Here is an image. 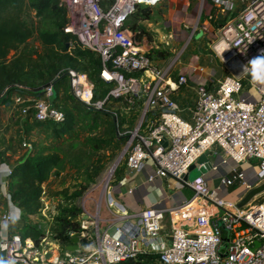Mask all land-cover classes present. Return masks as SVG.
Segmentation results:
<instances>
[{"label":"built area","instance_id":"2783aa9c","mask_svg":"<svg viewBox=\"0 0 264 264\" xmlns=\"http://www.w3.org/2000/svg\"><path fill=\"white\" fill-rule=\"evenodd\" d=\"M60 1L68 11L64 32L100 57L99 77L109 85L102 98L94 99V84L87 75L67 69L65 77L72 97L89 109H110L113 116L136 115L131 128L124 125L118 131L115 123L118 135L125 139L122 158L129 170L139 171L150 160L156 176L184 180L182 176L193 164L199 169L217 168L209 159L197 163L214 147L221 152V164L233 165L228 174L218 178L216 186L204 173L184 180L191 195L178 208L192 210L194 225L173 227L170 243L155 246L158 264H264V202L251 205L254 196L243 207H237L250 189L264 181V84L254 86L255 99L241 94L243 75L248 72L245 69L251 68L249 61L264 55V0H239L237 17L221 28L215 41V56L231 74L213 80L210 72L198 65L194 71L206 77L196 82L186 72L173 77L174 60L155 58L151 52L159 48L144 37L137 39L135 32L124 26L135 7L145 4L141 0H112L105 6L102 0ZM228 3L224 1L226 7L232 4ZM178 94L183 97L182 104ZM54 95L50 84L42 97L15 94L12 103L22 115L32 108L36 121L61 122L64 113L53 105ZM113 99L120 104L113 106ZM251 160L256 162L255 184L249 182L241 167ZM11 169L0 163L6 176ZM234 185L240 190L235 199L221 196L222 190ZM2 196L16 211L14 215L3 214L2 219L10 220L20 213L21 218L23 212L12 201L7 184H3ZM167 211L162 207L145 208L136 214L139 223L117 236L100 225L98 212L83 209L77 219L76 251L64 248L68 238L52 242L45 235L37 245L18 230L0 238V250L4 252L2 257L15 259L16 264H113L144 251L138 247L140 241H157ZM84 214L88 216L83 218ZM47 233L54 235L49 230Z\"/></svg>","mask_w":264,"mask_h":264},{"label":"trees","instance_id":"16d2710c","mask_svg":"<svg viewBox=\"0 0 264 264\" xmlns=\"http://www.w3.org/2000/svg\"><path fill=\"white\" fill-rule=\"evenodd\" d=\"M108 1L110 3L112 0H102L101 4L105 6ZM153 13V6L138 4L127 16L124 26L135 32L136 38L140 39L146 33L141 22L149 20ZM67 22L68 11L60 0H0V105L11 103L15 94L40 98L44 95L45 87L52 84L55 91L52 103L63 111L64 119L61 122H52L36 121L32 118L33 126L49 130L51 136L58 139L73 132L77 125V112H85L92 115V120L108 124V143L119 144L124 138L118 135L116 127L118 131H121L124 125L131 128L136 120L135 114L129 113L123 117L118 113L113 116L110 109L92 111L71 94L66 98L67 103L58 102L57 92L65 77L55 80L60 71L67 69L87 75L94 84V99L102 98L109 89V85L99 77L102 67L100 57L91 49L80 45L73 35L64 32L63 28ZM29 42L38 44L32 53L26 50ZM151 53L158 59H165L170 55V51L166 49H153ZM99 87H103L100 94L97 91ZM118 104V99L112 100L113 106ZM31 114L32 108H29L27 115ZM64 165L65 160L60 153L51 151L47 146L35 145L14 162L10 174L7 175V188L12 201L21 208L25 216H41L43 197L46 194L44 184L53 172L58 173ZM92 181L90 176L70 193L68 189L50 192L51 195H58L62 199L58 214L54 216L49 228L55 239H67L70 232L79 231V223L75 217L82 209L76 204V200ZM18 231L23 238H31L37 245L45 236L39 220L28 221ZM158 256L156 251L144 250L135 258H127L113 264H158Z\"/></svg>","mask_w":264,"mask_h":264},{"label":"crops","instance_id":"0c3cea01","mask_svg":"<svg viewBox=\"0 0 264 264\" xmlns=\"http://www.w3.org/2000/svg\"><path fill=\"white\" fill-rule=\"evenodd\" d=\"M175 1L177 2V0H166V2H169V5H173ZM224 1L225 0H219V2L218 0H179L181 8L184 10L182 12L184 18L182 25L185 28L191 24H196L198 26L195 32V35H197L195 38L198 39V42L202 41L204 38L215 42L221 28L231 23L237 17L241 8V2L239 0H227L229 3L232 2V4L230 7H226ZM190 2L193 3L190 4ZM190 5L193 6L190 8ZM177 6L176 4V7ZM149 43L153 45L152 42ZM207 63L208 65L206 64L207 66H204V68L210 72L211 79L213 80H219L231 74L221 63L220 68L215 65L213 68L212 65L214 60L211 57L207 58ZM183 67L181 66L180 68L184 69ZM181 69L180 71H182ZM192 72L189 74V78L192 82L202 80L206 77L205 74L200 75L198 72ZM257 84H259V82L254 83L252 81L249 70L243 75L241 94L255 99L257 94L254 86ZM177 98L179 100L182 96L178 94ZM16 118L18 124L16 123ZM26 120V115L20 114L12 102L7 105H0L1 164L4 163L12 168L15 162L10 158L11 153L16 154L13 153L15 141H19L16 130H13L15 123L18 129L21 130V145H27L23 138V124H25ZM207 158L212 164L216 165L217 168L215 170H210L208 168L201 169V173L205 174L212 186H216L218 184V178L224 174H228L233 165L231 163H220L221 152L217 147L212 148ZM249 163H251V165ZM243 166L247 179L249 182L255 184L257 182L256 162L250 161ZM6 179L7 176L0 170V238L3 236H10L15 230L23 228L28 221L35 222L38 219L37 216L27 217L23 213L18 221L23 222V226H17V224L13 226L15 218L10 220L2 219V215L5 213L10 212L12 215L16 214L15 208L2 196L3 184H7ZM184 180H177L171 176H156L154 164L150 160H147L143 168L139 171L129 170L123 162L116 169L111 184L105 193L104 202H102L98 210H96L100 217V225L102 227H108L114 235L118 236L122 233L130 232L131 229L139 223L136 215L139 211L148 207L166 208L169 211L165 214V219L163 221L164 229L159 239L150 244H145L140 241L138 247L145 251H154L155 246L159 244V242L163 245H168L170 243V231L173 227L180 226L189 228L194 225V221L190 217L192 210L190 211L189 208H178L182 202L191 195V193H188L191 192V189ZM229 188L232 189L229 191ZM229 188L222 190V195L229 199H235L240 193L238 185L230 186ZM45 196L47 195L45 194ZM45 196L41 215H44L46 221L51 224L54 216L58 214V206L62 202V199L58 195H51L48 197V202H46ZM81 209L90 212L82 205ZM46 211L48 212L46 213ZM78 217L79 215L75 217V220H77ZM63 243L64 242H62V244ZM0 256H3L2 250H0Z\"/></svg>","mask_w":264,"mask_h":264},{"label":"rangeland","instance_id":"374dc122","mask_svg":"<svg viewBox=\"0 0 264 264\" xmlns=\"http://www.w3.org/2000/svg\"><path fill=\"white\" fill-rule=\"evenodd\" d=\"M169 2L164 0L153 6L154 13L152 17L149 20L142 21L141 24L146 32L142 37L152 42L154 47L170 51V55L165 58V61L174 60L175 68L171 75L175 77L178 72L184 71L189 76L192 71L195 72L193 67H197L198 65L206 67L208 65L207 58L210 57L214 60L212 67L214 68L216 66L220 68L221 64L216 58L213 49L215 42L206 38L198 42V39L195 38L197 36L195 32L198 26L196 24H191L185 28L182 25L184 19L182 12L184 10L181 8L179 0H177V2L175 1L173 5H171V2L169 5ZM192 3L193 2H190V4ZM176 4L178 5L177 7ZM192 6L193 5H190V8ZM37 46V42H29L26 46V50L32 53ZM181 66H184V69H181ZM179 68L182 71H180ZM97 91L98 94L102 93L103 87L97 88ZM69 94H71L70 85L67 77H65V81L59 85L57 92L59 104L67 103L68 100L66 98ZM182 99L183 97L178 100L181 104L183 103ZM184 114L187 115L186 113ZM91 116L92 115L88 113L78 111L77 125L73 132L66 133L56 139L51 136L49 130L33 126L32 114H26L27 124H23V138L24 142L27 144L26 146L21 145V130L17 127L18 121L16 118L17 124H14L13 130H16L19 141H15L13 153L16 154L11 153L10 158L12 161L18 160L24 156L33 145L37 147L47 146L51 151L60 153L64 157L65 165L63 169L59 170V172L57 171L58 173L53 172L46 182V202H48V197L51 196V191L68 189L70 193L75 190L81 182L87 181L91 176L93 181L76 200V204L80 207L82 205L91 213H95L100 204L104 202L105 193L111 184L116 169L123 163L122 153L125 139L119 144H115V142L109 144V137L106 133L108 124L100 120L94 121L91 119ZM123 117H126V114H124ZM118 159V164L113 168ZM252 161L254 160H251V162ZM249 164L251 165V163ZM96 172H98V175L95 176ZM200 173L201 169L196 166L189 171L188 180H193V178L200 175ZM231 189L232 188H229L228 190L230 191ZM188 193L190 194L191 192ZM221 196H223L222 193ZM224 198L227 199L228 197ZM263 202L264 191L255 195L251 201V205H258ZM47 212L48 211H46V213ZM37 220L41 222L47 240L55 242L56 239L47 233L51 225L46 221V217L41 215ZM16 224L17 226L24 225L23 222H18L13 223V226Z\"/></svg>","mask_w":264,"mask_h":264},{"label":"water","instance_id":"95a60500","mask_svg":"<svg viewBox=\"0 0 264 264\" xmlns=\"http://www.w3.org/2000/svg\"><path fill=\"white\" fill-rule=\"evenodd\" d=\"M67 75V72L65 71H60L58 73V77L56 78L55 81H58L59 79L65 77ZM113 123H115L114 118H112ZM208 158L206 156V154L201 155L198 160L197 163H203V162H208ZM119 159L116 161V163L114 164L113 168L118 164ZM207 165V164H206ZM196 165L193 164L190 166L189 171L192 170L193 168H195ZM183 179H187L188 178V174H184ZM262 191H264V181L261 182L260 184L255 185L252 189H250L238 202H237V207H243L245 204H247L255 195L261 193ZM88 216V214H84L82 217L86 218ZM68 241L69 243L66 244L64 246V248L68 251H76L79 248L78 242H79V233L77 231H73L69 234L68 237ZM4 254V252L2 251V255ZM46 257L49 256V253H46L45 255Z\"/></svg>","mask_w":264,"mask_h":264},{"label":"clouds","instance_id":"9594fccd","mask_svg":"<svg viewBox=\"0 0 264 264\" xmlns=\"http://www.w3.org/2000/svg\"><path fill=\"white\" fill-rule=\"evenodd\" d=\"M141 2L154 6L159 2V0H141ZM249 64L251 65L250 74L252 77V81L254 83L259 82V83L264 84V55L251 59L249 61ZM245 70L249 71V69L247 68ZM20 216H21V213L19 216L15 217V223L19 221ZM0 264H16V260L15 259H5L4 257L0 256Z\"/></svg>","mask_w":264,"mask_h":264}]
</instances>
